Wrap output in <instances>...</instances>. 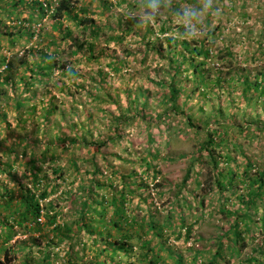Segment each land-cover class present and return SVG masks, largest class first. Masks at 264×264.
<instances>
[{"label":"rangeland","instance_id":"1","mask_svg":"<svg viewBox=\"0 0 264 264\" xmlns=\"http://www.w3.org/2000/svg\"><path fill=\"white\" fill-rule=\"evenodd\" d=\"M3 1L0 0V13L13 16L12 11L16 13V9L4 6ZM48 1L52 4L56 0ZM86 2L88 0H80L77 6ZM172 2L180 3L179 8L175 10ZM89 6L93 11L90 17L101 26V31L92 38V50L85 48L82 53L74 55L68 42L62 38L63 32L69 29L73 38L78 41L90 39L92 34L68 19L63 20L64 24L60 30L49 29L48 13L41 20L34 19L33 24L23 26L30 25L32 37L28 32L22 35V29L15 26L17 19L24 20L23 17H27L25 9V15H19L16 20L9 16L3 20L0 27V52L6 54L5 62L20 58L25 48L36 45L37 35H40L39 37L44 36V43L48 45L56 39L57 43L52 46V51L55 46L58 50L56 61L72 65L79 70V74L74 81L65 79L60 72V66L57 65L49 78L43 77L42 83L30 90L28 96L32 97L28 104L16 110L12 101L6 102L5 97L1 100L0 109L6 114L5 118H0V166L6 170L0 169L1 183L13 186L14 180H17L19 183L28 184L31 178L29 171L35 172L43 183L57 178L59 187L47 201L57 197L56 204L63 207L62 219L64 217L65 221L71 218L68 196L81 191L78 188L83 186L82 183L89 177L88 171L92 169V164L87 160L92 156L87 143L115 134L114 129L118 122L122 121L118 114L125 115V107L132 91L148 92L146 114L153 109L157 113L162 111L163 107L158 106V101L164 89L161 81L167 79L166 72H162L167 65V59L163 57L168 45L164 39L170 35L178 39H192L191 44H198L201 38L206 39L207 47L212 50V58L197 56L195 61L205 60V68L210 69L209 75L212 79L216 76V73H213L216 70L223 77L234 79L228 80L223 88L212 86L213 92L210 96L193 94L190 100L185 101V95L192 89L193 81L191 76L188 80L185 79L186 71L178 76L183 79L180 85L184 89L180 94L179 105L184 114L190 116L195 126L199 125L200 129H203L205 121L213 122L215 119L229 123L226 131L232 143L230 145L235 162L221 161L219 167H234L242 163L245 157L250 158L259 168L264 166V98L257 100L255 104L252 102L253 106L240 99L243 85L235 76L238 72L264 71V0H151V5L149 2L145 4V0H95ZM82 15L84 17L86 13ZM130 19H137L138 32L131 30L118 36L122 31H126L124 28ZM162 24L168 29L166 32L160 30ZM47 31H50V34ZM183 31L186 34H182ZM11 35L15 37L12 43L9 41ZM160 45L163 47L161 53L152 49ZM226 50L231 51V57L226 56L227 59L222 60L216 58L218 51L224 53ZM115 59L123 63L117 72L111 69L110 64ZM2 65L0 61L1 73L4 67ZM20 76L21 74L14 75L9 82L15 83L13 88L16 95L23 85ZM254 78L251 74V79ZM98 80H102L100 85H97ZM45 100L47 104L56 106L55 113L48 119L43 116ZM230 113H234V118L229 116ZM144 118L148 120L147 116ZM185 119L184 115L176 114L165 119L152 118L147 123V120L143 121L141 117L135 116L134 120L130 119L129 127L118 125L122 133L119 142L105 148L102 154L98 153L95 160L105 176L111 170L106 165L108 163L119 172L133 170L139 173L143 169L137 162L141 154H146L151 150L150 147L156 149V152L152 151L156 155L153 164L159 170L157 178L146 179L145 172H142V177L138 174L137 179L146 180L149 185V188H138V194L147 197V200L141 203V208L145 211L149 204L152 211H157L163 216L168 215L169 210L172 214L180 212L184 215L186 221L194 225L190 237L184 238L183 229L181 236H177L181 227L175 228L176 230L169 229L165 234L168 242L173 250L183 257L182 264H207V259L214 253L219 228L228 222L211 206L198 207L197 202L203 194L206 199L213 197L222 201V198L216 188L211 189L210 176L214 171L207 157L200 158L196 155L197 147L204 140V134L197 135L194 129L186 124ZM72 121L84 126L78 130L81 136L77 141H71L70 138L75 137L74 132L66 124ZM57 134L63 140H57ZM48 143H54V148L46 150ZM7 147H12L16 154L2 153ZM71 157L74 158L75 165L71 163ZM195 157L201 159L199 163L193 161ZM190 164V176L185 182L183 178ZM56 167L63 170L61 176L53 172ZM194 176L198 178L195 179ZM74 179L77 180L75 183ZM155 183L159 185L156 189L153 187ZM159 193L163 195H158ZM239 193L226 192L222 203L228 208L233 207L239 199ZM178 196L182 202L185 201L180 203V210L171 207L172 203L178 201ZM137 202V197L133 198L132 206ZM263 209L264 204L256 212L251 210L252 218L257 221ZM253 230H259L257 224L253 225ZM16 231L14 238L23 230L16 228ZM249 250L250 248H247L244 253ZM66 251L65 243L53 249L49 264H68ZM222 254L226 260L229 259V252L224 250ZM233 260L235 264H240L238 257H233ZM220 264L228 263L222 260Z\"/></svg>","mask_w":264,"mask_h":264},{"label":"trees","instance_id":"2","mask_svg":"<svg viewBox=\"0 0 264 264\" xmlns=\"http://www.w3.org/2000/svg\"><path fill=\"white\" fill-rule=\"evenodd\" d=\"M8 1L5 2L6 7L18 8L16 13L21 12L22 9H30L31 14L24 17L25 22L32 24L34 19H41L45 14L50 13L48 24L51 30H60L64 24L63 20L68 19L85 31H90L92 34L90 39L82 41L74 39L72 31L69 29L63 32L62 38L68 42L72 49V55L82 53L85 48L89 51L92 50L94 47L92 38L101 31V26H98L95 19L90 17L91 14L93 15V11L89 5L95 0H88L90 3L86 2L82 6L79 5L80 7L77 6L80 0H56L54 4H50L47 0ZM11 1L15 4H11ZM148 2L149 0H145V4ZM179 5L180 3L172 2L175 10L179 8ZM82 13H86V15L83 17ZM8 16L11 15L8 14ZM136 23L137 19L128 20V25L124 28L126 31H122L118 36H122L123 32L127 33L131 30L137 33L138 25ZM148 23L147 20L146 24ZM19 28L22 29V35L28 32L31 37L33 36L30 32V25L27 27L22 25ZM160 30L166 32L168 29L165 24H162ZM47 33L50 34V31ZM182 34H186L185 31ZM12 36L9 39L11 43L14 42ZM39 36H37L38 42L35 47L25 50L20 58L7 61L6 68L3 70L5 76L0 71V78L3 76L0 79V103L5 97L6 102L7 100L8 103L12 101L16 110L20 109L22 105L28 104L32 97V95L31 97L28 96L30 90L34 89L38 83H42L43 77L49 78L57 65L60 66V72L62 76H65V79L74 81L77 78L78 69L68 63L56 61L58 52L56 46L52 51V46L57 43L56 39L51 41V45H48L44 43V36ZM114 37L116 38V36ZM28 38L30 39V35ZM164 40L168 45L164 51L166 55L163 57L167 59V65L166 69H162V72H166L165 76L168 81H166L167 79L161 81L164 89L158 106L163 107L162 111L157 113L153 109L152 112L146 114L148 92H144L145 90L132 91L131 97L128 95L125 115L118 114V117L122 119L118 125L122 124L129 127L131 125L130 119L133 118L134 120L135 116L141 117L143 121L147 120L144 118L147 116L146 122L149 123L152 118L154 120L155 118L165 119L180 114L185 116L186 124L193 128L197 135L203 133L204 140L197 147L196 155L200 158L206 156L208 163L213 168L214 174L210 176L211 189L216 188V192L222 201L226 198L224 196L226 192L231 194L240 192L238 201L230 208L226 207L219 199L213 197L206 199L205 194L197 202L199 208L211 206L213 210L220 212L228 222L227 225L219 228L215 242L216 247L213 255L207 259V264H220L222 260L228 264H235L233 257H238L240 264H264V209L257 221L250 214L251 210L256 212L264 204V166L259 168L254 165L250 158L245 157L242 163L234 167L232 165L219 167L221 161L225 163L235 162L230 145L232 143L226 131V128H229V123L220 122L216 119L213 122L205 121V129H200L199 125H194L190 116L184 114V110L179 105L180 94L184 89L180 85L183 79H179L178 76L183 71H186L185 79L188 80L191 76L193 81L192 89L185 95V101L190 100L193 94L210 96L213 92L212 86L218 85L223 88L228 80L234 79L223 77L217 72L218 70L213 72L214 75L216 73L215 78H210V69L205 68L204 59L212 58V50L207 47L206 39L201 38L198 41L199 45L191 44L192 39H178L172 35ZM152 49L161 53L163 47L162 45L154 46ZM216 54V58L219 60L227 59L228 56L231 57V51L227 50L224 53L218 51ZM197 56L204 59L196 62L195 57ZM0 57L1 64H4V55L0 54ZM110 64L111 69L117 72L123 63L121 60L115 59ZM98 72L101 78V71ZM18 74H21L20 80L23 85L16 95L14 93L16 90L14 91L13 88L15 83L10 84L9 82L14 75ZM251 74L254 75V80L251 79ZM235 76L236 80L243 85L240 99L246 100L250 106H253L252 102L255 104L257 100L264 98V71L258 73L238 72V75ZM101 83L102 80H98L97 85ZM63 84L65 83L63 82ZM47 103L45 100L42 108L43 116L46 119L56 110L54 104ZM229 116L233 117L234 113H230ZM5 117L6 114L0 109V118ZM228 120L232 119L228 118ZM66 124L74 132L75 137L70 138L71 141H77V138L81 136L78 134V130L84 126L73 121ZM118 125L114 129L116 131L114 135H108V137L98 138L95 142L89 141L87 143L86 146L90 147L92 152V156L87 159L92 164V169L88 171L89 177L82 183L83 186L78 188L81 191L78 190L68 196L71 203L69 211L72 212V217L65 221L64 217L62 219L61 216L63 207L55 202L57 197L47 201L59 187L57 178L43 183L35 172L29 171L31 178L28 184L14 180L13 186H7L0 182V264H49L53 249L64 243L67 244L68 262L66 263L68 264L183 263V257L179 252L173 250L165 234L169 229L176 230L175 228L181 227L177 236H181L183 229L184 238L187 239L190 237L194 225L188 223L185 216L180 212L172 214L169 210L167 211L168 215L163 216L157 211H152L148 206L149 204H147L145 211L141 208V203L146 201L147 197H142L141 193L138 194V188H149V185H147L146 180H138V174H141L142 177V172H145L146 179L155 180L157 178L159 170L153 164L156 155L152 151L156 152V149L150 147L151 150L147 151L146 154H141L137 162L143 169L139 173L133 170L119 172L117 168L108 163L106 165L111 170L105 176L99 163L95 160L98 153L102 154L105 148L112 147L119 142L122 133ZM240 130L243 129L240 128ZM55 138L63 140L58 134L55 135ZM46 145V150L54 148V143ZM5 152L16 154L12 147L5 148L2 153ZM181 157H185V155H181ZM197 157L193 161L199 163L200 158L197 159ZM71 163L75 165L73 157H71ZM191 165H189L183 178L185 182L190 176ZM0 169L6 171L1 166ZM53 172L61 176L63 170L56 167ZM8 174L10 175V172ZM129 177H134V179H127ZM194 178L197 179L198 176H194ZM76 181L74 179L73 183ZM158 186L157 183L153 184L155 189ZM158 195L163 194L159 193ZM135 197H137L138 202L132 206ZM178 198V201L172 203L171 207H177L180 210V203L183 204L185 201L182 202L179 196ZM42 201L43 203H41ZM254 224L259 227L257 232L253 230ZM16 228H22L23 231L20 233V237L11 243L14 234H16ZM247 248L250 250L244 253ZM224 250L229 252V259L227 260L222 254ZM243 254L244 256H242ZM121 257L124 259H120Z\"/></svg>","mask_w":264,"mask_h":264},{"label":"crops","instance_id":"3","mask_svg":"<svg viewBox=\"0 0 264 264\" xmlns=\"http://www.w3.org/2000/svg\"><path fill=\"white\" fill-rule=\"evenodd\" d=\"M3 1V0H2ZM5 2L7 3V2H9L8 0H5V1H3V4H4V6H6V4H5ZM11 4H15V3H13L12 1H11ZM19 7H22V6H19ZM16 10H19L18 8L16 9ZM13 12V16L11 15L10 16V18H16L17 16H19V15H25L24 14V9H22L21 10V12H18V13H15L14 11H12ZM25 12L27 13V14H31V12H30V9H25ZM8 18V15L5 13V14H2V13H0V27H1V25H2V23H3V20L5 19V18ZM16 26V25H15ZM16 37H17V35H15ZM11 39V38H10ZM12 39H13V37H12ZM5 40H7V39H5ZM14 40V39H13ZM2 45V42H0V46ZM1 51V50H0ZM10 52H12V50H10ZM0 54H3L4 55V57L6 58V54L5 53H2V52H0ZM1 58V57H0Z\"/></svg>","mask_w":264,"mask_h":264},{"label":"clouds","instance_id":"4","mask_svg":"<svg viewBox=\"0 0 264 264\" xmlns=\"http://www.w3.org/2000/svg\"><path fill=\"white\" fill-rule=\"evenodd\" d=\"M53 4H54V3H53ZM149 4L151 5V0H149ZM49 16H50V13H49L48 17H49ZM16 19H17V18H16ZM16 19H15V20H16ZM23 19H24V17H23ZM41 19H42V18H41ZM41 19H40V20H41ZM18 20H21L22 22H21V23H18V22H17ZM38 20H39V19H38ZM26 24H28V22H25V21L22 20V19H17V20L15 21V25H16L17 27H20V26H22V25L24 26V25H26ZM32 24H33V23H32ZM37 36H38V35H37ZM32 47H35V46H32ZM27 49H28V47L25 48L24 50H27ZM23 53H24V52H23ZM23 53H22V54H23ZM7 61H8V60H6V62L4 61V64L2 65V66H4V67H3V70L6 68V63H7ZM16 232H17V231H16ZM16 235H17V234H16ZM18 237H20V233H18V236H17V237H15V238L13 237L11 243H13V241H14L16 238H18Z\"/></svg>","mask_w":264,"mask_h":264}]
</instances>
